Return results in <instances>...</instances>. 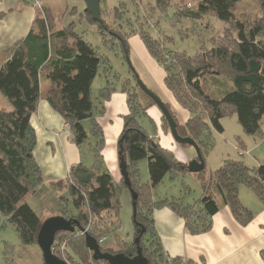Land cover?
Instances as JSON below:
<instances>
[{"label":"trees","instance_id":"obj_1","mask_svg":"<svg viewBox=\"0 0 264 264\" xmlns=\"http://www.w3.org/2000/svg\"><path fill=\"white\" fill-rule=\"evenodd\" d=\"M39 1L41 7L36 8L27 35L0 51V94L10 104V109L0 108V213L14 226L21 244H36L42 221L26 202L20 201L28 193L39 192L43 183L41 169L34 157L36 135L30 118L36 113L41 98L40 81L50 80L51 86L44 98L60 114L70 132L71 142L80 151V161L69 168L65 179L51 181L50 184L55 188L68 189L74 212L67 217L78 220L82 229L87 228L100 245L101 235L97 225L102 221L103 212H113L119 223L120 190L126 187L130 192L121 171L120 182L114 181L101 154L104 134L97 117L104 113L103 103L114 90L112 83L107 82L97 91L95 101L92 99L91 86L100 68L108 77L111 67L97 47L82 33L75 31V22L63 26L61 16L44 6L42 0ZM239 1L197 0L196 5L177 9L180 16L191 19L201 18L212 11L226 23L222 34L212 39L211 47L201 48L194 55L170 50L147 32H137L150 55L162 66L165 86L189 112L188 120L180 123L170 106L150 90L170 112L178 134L197 143L204 162L205 155L213 147L212 130L219 133L224 130L221 123L223 117L235 115L245 135H256L262 131L264 0H258L260 16L253 21L240 18ZM81 17L95 25L104 44L114 40L121 58L125 62L127 58L131 61L127 43L129 32L111 29L102 18L101 10L99 21L92 20L87 9ZM108 33L113 36L110 40L105 38ZM129 73L130 78L122 83L128 111L122 116L118 165L123 162L130 188L137 194L135 209L132 208L134 231L131 240L118 242L117 249L100 247L102 251L132 257L136 252L134 239L143 228L139 246L148 264H178V257L170 258L169 262L162 252L152 219L153 210L170 207L184 219L186 231L190 234L207 231L211 227L212 216L221 206H228L234 218L246 225L252 220L253 213L241 203L239 187L243 185L252 190L264 205V163L250 168L241 160L225 159L209 175V179L203 181V194L195 202L186 203L175 197L154 200L153 189L164 173L172 178L189 171L187 163L179 161L172 151L162 148L150 138L144 121L149 120L152 124L147 110L155 102L140 88L130 68ZM211 77L229 79L232 86L224 87L215 94L211 88ZM212 85L216 89L219 87ZM162 122L167 128L163 116ZM181 146L190 147L186 144ZM244 147L243 141L239 140L240 155ZM87 152L91 155L90 164L85 162ZM149 154L151 179L150 182H143L140 180L138 161ZM205 169L206 164L198 174ZM79 231L57 232L52 252L67 264H100L89 260L91 251L86 247L84 233ZM62 243L65 245L63 249ZM261 257L264 261V253ZM187 262L191 264L189 260Z\"/></svg>","mask_w":264,"mask_h":264},{"label":"crops","instance_id":"obj_2","mask_svg":"<svg viewBox=\"0 0 264 264\" xmlns=\"http://www.w3.org/2000/svg\"><path fill=\"white\" fill-rule=\"evenodd\" d=\"M68 1L42 0V4L59 14L62 23V15L68 10ZM85 8L83 1L80 8L73 6L70 13H77L81 17ZM35 12L33 0H0V51L27 35ZM81 21L86 20L81 17ZM127 43L139 77L149 89L156 92L170 106L178 121L185 123L190 114L165 86V72L160 63L150 55L137 33L129 34ZM102 77H104L103 86L107 82L112 83L114 90L103 103L104 113L97 117L104 134V147L101 154L105 167L114 181L118 182L121 178L118 165V140L123 128L122 116L128 111L127 97L122 91V83L130 78V73L129 70H120L116 72L114 79H110L109 76L105 77V75ZM210 82L222 87L220 89L217 87V92H221L224 87H230L222 77H211ZM212 83L211 88L214 90ZM50 86V80L40 81L41 98L36 113L30 118L36 135L34 157L41 169L43 181L47 183L65 178L67 170L80 161V151L71 142L66 123L44 98ZM147 115L152 124L149 120H145L144 125L149 131L150 138H154L162 148L172 151L175 157L183 163H188L195 158L194 148L179 145L174 141L170 132L162 128V114L156 105L147 110ZM150 158L149 154L138 161L140 176L142 174L145 178L143 182H150L151 179ZM206 159H208V154L205 158L207 168L209 166ZM85 162L91 163V155L88 152L85 153ZM219 166L212 164L208 175ZM167 176L168 173H164L161 179ZM161 183L160 181L153 189L154 200L180 198L167 192H160ZM245 187L243 185L239 187L238 196L241 203L253 213L252 220L246 225L240 224L234 218L228 206H221L212 216V224L207 231L190 234L186 231L184 219L170 207L155 208L152 212V219L163 254L167 258L184 257L191 264H264L261 257V253H264V205L257 197L248 193Z\"/></svg>","mask_w":264,"mask_h":264},{"label":"rangeland","instance_id":"obj_3","mask_svg":"<svg viewBox=\"0 0 264 264\" xmlns=\"http://www.w3.org/2000/svg\"><path fill=\"white\" fill-rule=\"evenodd\" d=\"M162 2L163 0H100L99 7L102 18L109 24L111 29L129 32V34L137 33L138 31L147 32L151 37L162 41L168 49L185 52L188 55L196 54L201 48H210L212 39L220 36L223 28L226 26V23L217 18L212 11L207 12L198 19L187 18L177 13L178 8L183 10L185 5L187 7L196 5L197 0H165V3ZM82 3L83 0H78V2L76 0H69L67 2L68 10L65 12L66 14L62 15V25L65 26L70 22H75V31L82 33L84 38L97 47L98 52L108 59L111 67L108 76L110 79H114L116 72L120 70L128 71L129 66L121 58L114 40H110L113 38L111 34L108 33L106 35L105 38L110 41L104 44L103 37L96 30L95 25L81 21V17L77 13H70L73 6L80 8ZM237 6L238 11L242 15L240 18L253 21L260 16L258 0H240ZM34 7L35 9L41 7L36 5V0H34ZM131 62L133 66H136L132 57ZM103 75L102 68H100V72L91 86L92 99L94 101L97 91L103 86ZM225 80L231 87L232 83L230 80L226 78ZM216 92L217 89L214 88V93L217 94ZM4 107L10 109V104L0 94V108ZM221 123L224 128L223 132L219 133L212 130L210 134L213 140V147L207 153L208 159L206 160L209 167L201 174L189 172L184 175L173 176L172 178L167 176L161 180L162 183L159 186L160 192H167L182 198L183 202L193 203L203 193L202 183L204 180L207 181L209 179L208 172L212 164L217 167L225 159H232L241 160L250 168H254L264 163V116L262 118V131L256 135H245L235 115L223 117ZM162 128L170 132L169 127H164L163 122ZM152 140L155 142L154 138ZM239 140L243 141L245 145L242 155L239 154ZM190 147L193 149L192 146ZM68 173L69 169L67 170ZM144 179L141 174L140 180L143 181ZM120 180L121 178L117 183ZM244 189L257 197L249 188L245 187ZM119 197V223L117 222V216L113 212H103L102 223L100 222L99 226L97 225L98 232L101 235L99 239L100 246L103 248L117 249L118 242L122 240L128 241L132 238L134 229L129 190L126 187H122ZM24 202L34 210L41 221L51 216L69 218L67 216L74 212L68 189L66 187L55 188L53 184L44 181L39 192L28 193L22 198L20 203ZM84 230L87 232V228ZM61 246L63 249L65 247L64 243ZM91 253H89V260L94 262L95 260L91 259ZM178 258V264H180L183 257ZM168 261L170 262L171 259L168 258ZM97 262L102 264L100 261ZM0 264H43L38 245L35 243L29 245L21 244L14 226L1 213Z\"/></svg>","mask_w":264,"mask_h":264},{"label":"water","instance_id":"obj_4","mask_svg":"<svg viewBox=\"0 0 264 264\" xmlns=\"http://www.w3.org/2000/svg\"><path fill=\"white\" fill-rule=\"evenodd\" d=\"M85 2L86 8L90 13L91 19L94 21L100 20V0H83ZM126 62L135 76V79L140 86V88L148 94L155 102L156 106L160 109L162 116L166 119L170 133L176 143L179 145H189L192 146L196 151V157L191 159L187 163V170L190 173H199L203 170L205 162L201 156L200 149L197 143L190 137H182L178 134L176 130V122L172 118L170 112L162 102V100L152 92L140 79L138 73H136L134 67L129 58L126 59ZM121 145V139L118 141ZM118 155H121V151H118ZM121 174L124 178L125 185L130 189L131 198H132V208L135 209L137 194L130 188V182L126 177L123 170V162L119 165ZM75 230H81L84 233L86 247L92 252V259L95 261H106L108 264H148L146 257L142 254V249L139 246L140 235L144 232L142 228L141 233L135 237L134 242L136 245L135 255L132 257L126 256L123 253H110L107 251H102L99 243L96 238L87 233L80 226L78 220L74 218H65L63 216H51L46 218L40 224V227L36 236V244L38 245L43 264H67L64 260L58 258L52 252V245L54 242L55 234L57 232H74Z\"/></svg>","mask_w":264,"mask_h":264},{"label":"built area","instance_id":"obj_5","mask_svg":"<svg viewBox=\"0 0 264 264\" xmlns=\"http://www.w3.org/2000/svg\"><path fill=\"white\" fill-rule=\"evenodd\" d=\"M36 5H38V7H40L41 6V1L36 0ZM187 261H188V259H186V258L183 257V258H181L180 264H187L188 263Z\"/></svg>","mask_w":264,"mask_h":264},{"label":"bare ground","instance_id":"obj_6","mask_svg":"<svg viewBox=\"0 0 264 264\" xmlns=\"http://www.w3.org/2000/svg\"><path fill=\"white\" fill-rule=\"evenodd\" d=\"M79 232H80V233H83V231H81V230H80Z\"/></svg>","mask_w":264,"mask_h":264}]
</instances>
